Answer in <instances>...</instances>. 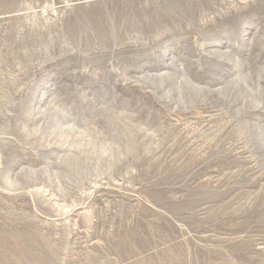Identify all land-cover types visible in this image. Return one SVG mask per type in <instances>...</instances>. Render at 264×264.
<instances>
[{"label": "rangeland", "instance_id": "1", "mask_svg": "<svg viewBox=\"0 0 264 264\" xmlns=\"http://www.w3.org/2000/svg\"><path fill=\"white\" fill-rule=\"evenodd\" d=\"M0 264H264V0H0Z\"/></svg>", "mask_w": 264, "mask_h": 264}]
</instances>
